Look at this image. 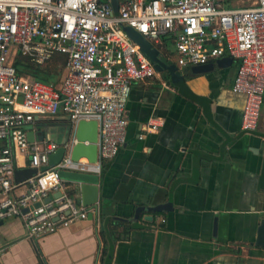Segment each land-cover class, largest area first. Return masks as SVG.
Returning a JSON list of instances; mask_svg holds the SVG:
<instances>
[{"label": "crops", "instance_id": "1", "mask_svg": "<svg viewBox=\"0 0 264 264\" xmlns=\"http://www.w3.org/2000/svg\"><path fill=\"white\" fill-rule=\"evenodd\" d=\"M254 1L223 5L243 8ZM173 47V59H165L177 65ZM179 69L184 85H173L164 72L133 86L126 143L103 163L95 218L38 240L22 220L5 221L4 264H101L105 204L112 219L109 264H264V247L256 245L264 220V101L257 129L246 132V99L233 92L238 62L202 74ZM151 121L158 128L148 132ZM71 125L62 114L40 116L25 131L37 145H62ZM71 189L81 206L79 185ZM25 192L21 187L15 195Z\"/></svg>", "mask_w": 264, "mask_h": 264}, {"label": "built area", "instance_id": "2", "mask_svg": "<svg viewBox=\"0 0 264 264\" xmlns=\"http://www.w3.org/2000/svg\"><path fill=\"white\" fill-rule=\"evenodd\" d=\"M223 1L119 0L115 15L111 0H0V223L20 219L38 240L88 218L60 173L100 175L103 163L114 160L126 143L133 86L158 76L121 26L156 48L173 38L180 68L226 57L238 62L233 92L246 99L243 130L255 131L264 101V0L243 8H226ZM19 53L40 65L66 56L64 80L53 86L20 76L14 65ZM60 114L70 119L72 130L80 121L97 122L96 163L72 159L73 133L63 159L41 171L61 145L31 143L25 127L37 117ZM157 128L151 121L147 131ZM24 168L38 172L17 184L15 171ZM21 187L26 192L16 196Z\"/></svg>", "mask_w": 264, "mask_h": 264}, {"label": "water", "instance_id": "3", "mask_svg": "<svg viewBox=\"0 0 264 264\" xmlns=\"http://www.w3.org/2000/svg\"><path fill=\"white\" fill-rule=\"evenodd\" d=\"M111 4L114 10V14H119V0H111ZM122 30L126 35L139 47L141 52L148 58L153 65L154 69L158 74L164 72L169 73L171 83L175 86H181L185 84V78L182 75L178 65L169 64L165 59V56L161 51L156 48L149 40L143 37L140 33L130 27L121 26ZM233 59L226 57L215 61V63H209L202 66L192 67L191 71L193 74H202L213 70L215 64L220 66L232 65ZM70 121V119L68 118ZM71 124V122H70ZM69 135L74 133L77 140L72 150V159L79 160L81 158H87L90 163H96L98 160V124L96 121H80L76 128L72 130ZM29 142L35 143V138L32 133L27 134ZM65 142L49 157V163L47 166L41 169L42 172L51 169L57 165L64 157L66 148L64 147ZM38 170L35 168H24L17 169L14 174V180L17 184H21L26 180L34 177ZM60 177L67 181L69 184H77L81 191V206L89 211L88 218L93 220L99 212V190H100V176L97 174H86L77 172H61ZM61 194L57 193L54 197H59ZM51 197L46 199L49 202ZM39 206V204H36ZM28 210H24L27 212ZM3 222L0 223V226ZM257 246L264 247V220L261 223L259 229V236L257 240Z\"/></svg>", "mask_w": 264, "mask_h": 264}, {"label": "trees", "instance_id": "4", "mask_svg": "<svg viewBox=\"0 0 264 264\" xmlns=\"http://www.w3.org/2000/svg\"><path fill=\"white\" fill-rule=\"evenodd\" d=\"M170 43L175 45V41L173 38H165L163 40V44L160 46H157V48L161 51V53L169 59H173L174 55L169 50ZM66 63L67 59L64 55H55L53 58H51L49 61L45 62L44 64H36L31 61V59L27 56H24L22 54H18V56L15 59V67L17 69V72L20 76L26 77L28 79L37 80L40 82H43L45 84H50L53 86H58L62 83L61 80V72L66 69ZM68 194L72 198L75 197V190L71 189V184H68ZM106 208H108L107 204L105 206L103 205L100 210V235L103 240V248L101 252V258L100 262L101 264H109V240L108 236L110 237L108 233V227L111 225L112 219L108 220L109 215L106 212ZM117 226H120L123 224L122 222L115 223ZM116 226V227H117ZM114 236V234L111 233V237ZM114 238V241L117 240V238Z\"/></svg>", "mask_w": 264, "mask_h": 264}, {"label": "rangeland", "instance_id": "5", "mask_svg": "<svg viewBox=\"0 0 264 264\" xmlns=\"http://www.w3.org/2000/svg\"><path fill=\"white\" fill-rule=\"evenodd\" d=\"M224 7H226V8H230V6H226V5H224ZM170 47H169V50H171V49H173L174 47V44H172V43H170V45H169ZM65 76H66V69H65V71L63 70V72H61V80H63L64 78H65ZM73 135V133L71 134V135H68V137H67V139H66V141H65V143H68L69 142V139L70 140H72V138H70L71 136Z\"/></svg>", "mask_w": 264, "mask_h": 264}]
</instances>
